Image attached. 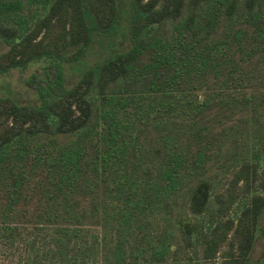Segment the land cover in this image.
<instances>
[{"label":"trees","instance_id":"trees-1","mask_svg":"<svg viewBox=\"0 0 264 264\" xmlns=\"http://www.w3.org/2000/svg\"><path fill=\"white\" fill-rule=\"evenodd\" d=\"M40 1L46 11L28 25L19 12ZM121 1L0 0V71L52 64L31 83L38 104L0 98V264H166L175 207L207 212L212 151L249 130L256 163L230 185L247 189L260 161L264 192V0ZM95 46L103 53L89 63ZM233 199L218 195L217 215ZM263 215L255 193L205 232L176 223L187 243L200 234L203 260L254 264Z\"/></svg>","mask_w":264,"mask_h":264},{"label":"rangeland","instance_id":"rangeland-1","mask_svg":"<svg viewBox=\"0 0 264 264\" xmlns=\"http://www.w3.org/2000/svg\"><path fill=\"white\" fill-rule=\"evenodd\" d=\"M127 0H122V6H126ZM204 1H200V4H203ZM46 11L45 6L40 2L31 4L30 8H24L19 12L22 16L25 17V20L32 24V20L37 17L42 16ZM186 12L184 9L183 14ZM124 16H122L123 18ZM174 22L166 21L160 28L162 34H167L170 32ZM9 27L13 26L14 23L9 21L6 23ZM9 48L8 43L0 35V55L7 51ZM99 52L102 54V49H99L95 46L86 57L89 63H93L97 60ZM65 79L68 83L71 84L73 80L77 79L76 71H73L71 68H68L64 62L61 63ZM65 65V66H64ZM52 64L48 61H39L29 66L15 67L7 71H0V98L4 96L11 97L21 104L35 105L39 103V98L37 96L36 88L31 84L34 77L45 78V74L50 72ZM255 76H260L264 74V59L255 65ZM66 67V68H65ZM264 110V109H263ZM232 115V114H231ZM230 115V116H231ZM229 116V117H230ZM238 117L239 115H234ZM224 120L222 126H227L232 121L230 118ZM217 130L220 127H216ZM75 138L74 135H62L59 138L60 143H67ZM258 140L256 139L255 133L252 130H249L248 134H244L239 138V142L236 144L227 143L221 149H214V156L210 162H208V171L204 174V177L209 179L211 184V197L208 210L203 215H192L188 213L184 207H175V212L171 216V223L168 227L169 232L172 233L171 238V254L167 259L166 264H226L222 256L218 253L214 259L205 261L201 258V248L199 240H196L195 237L198 236L200 239V234L193 232L191 243H187L182 239L181 233L178 230L176 220L179 216H185L192 223L196 225V228L199 231L205 232L209 223L217 220H225L227 218H235L241 207L244 203L247 202L249 197L252 194L258 193L263 194L264 192L258 182L260 181L261 175V163L258 161L256 173H249L250 176L254 177L252 184L246 189L242 181L238 182L236 186H231V180L233 174L241 166L245 164H250L254 161L256 163L255 143ZM255 165L256 164H252ZM250 165V166H252ZM249 166V167H250ZM229 194L234 197L232 206L228 212L221 216L217 215L218 202L216 197L222 198L223 200L229 198ZM74 200H81V195H73ZM264 224V215L261 219V226ZM166 225L165 220H159L155 223V226H158L161 230ZM264 257V233L262 231H257L256 239L253 245V248L250 253V260L254 264H259Z\"/></svg>","mask_w":264,"mask_h":264}]
</instances>
